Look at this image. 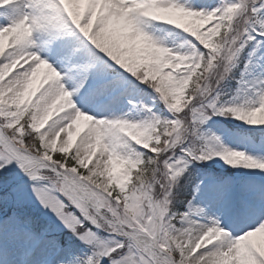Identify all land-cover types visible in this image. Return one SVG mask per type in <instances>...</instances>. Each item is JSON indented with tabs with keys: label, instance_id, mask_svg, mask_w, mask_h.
<instances>
[{
	"label": "snow or ice",
	"instance_id": "obj_1",
	"mask_svg": "<svg viewBox=\"0 0 264 264\" xmlns=\"http://www.w3.org/2000/svg\"><path fill=\"white\" fill-rule=\"evenodd\" d=\"M0 264H264V0H0Z\"/></svg>",
	"mask_w": 264,
	"mask_h": 264
}]
</instances>
